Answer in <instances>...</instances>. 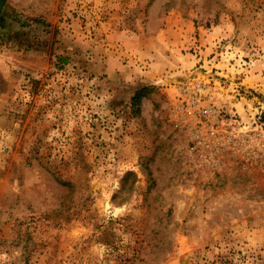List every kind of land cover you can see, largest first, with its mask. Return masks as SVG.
Returning a JSON list of instances; mask_svg holds the SVG:
<instances>
[{"label": "rangeland", "instance_id": "1", "mask_svg": "<svg viewBox=\"0 0 264 264\" xmlns=\"http://www.w3.org/2000/svg\"><path fill=\"white\" fill-rule=\"evenodd\" d=\"M0 264H264V0H0Z\"/></svg>", "mask_w": 264, "mask_h": 264}, {"label": "built area", "instance_id": "2", "mask_svg": "<svg viewBox=\"0 0 264 264\" xmlns=\"http://www.w3.org/2000/svg\"><path fill=\"white\" fill-rule=\"evenodd\" d=\"M173 102L172 113L176 120L181 124H185L190 120L201 122L206 119V115L209 114V110L203 105V97L201 94V87L191 82L188 84H182L177 88ZM215 131H209L210 136L215 135Z\"/></svg>", "mask_w": 264, "mask_h": 264}]
</instances>
